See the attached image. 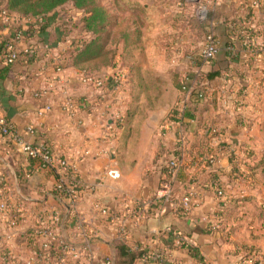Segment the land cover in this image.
Wrapping results in <instances>:
<instances>
[{"label":"crops","instance_id":"1","mask_svg":"<svg viewBox=\"0 0 264 264\" xmlns=\"http://www.w3.org/2000/svg\"><path fill=\"white\" fill-rule=\"evenodd\" d=\"M203 1L210 2L211 11L209 13L212 12L210 19L205 22L214 28L219 43H223L227 36V21L242 17L244 15L243 6L250 0ZM127 2L128 5L133 4L140 7L137 12L139 19L130 10L125 11L124 16L131 17L139 26L141 44L137 47L125 48L123 43L119 42L113 46L115 53L112 61L118 59L127 73L124 101L120 107L114 95L107 94L105 102L98 101L95 90L78 80L81 71L73 65L71 55L67 54L63 58L64 70L60 75L68 80L65 87L66 92L79 105L80 110L75 118L69 117L60 107L63 93L59 92L60 86L57 82H51L53 81L51 78L53 67L49 63L45 64L40 61L27 65L22 61L10 65L0 63L1 114L26 139L33 142H47L54 153L67 157L77 164L76 175L82 187L73 209L85 223L87 233L92 238L90 248L93 258L82 257L80 260H69L67 264H104L103 259L106 256H112L114 262L115 243L118 240L116 225L94 208L96 202H102L119 213L127 214L128 240L126 242L129 243L140 242L147 246H156L158 233L170 226L181 231L189 244L198 247L199 254L206 264H238L234 244L240 242H254L264 253V219L258 216V212H253L255 228L250 231L252 234L238 232L236 228L240 226H236L237 223L230 221L219 223L217 214L220 198L216 197L214 191L208 186L210 177L207 171L209 168H205L204 164H202L203 168L207 170L203 169L205 172L185 166L178 171L177 177L173 178L169 186L164 180L159 182L161 165L174 144L175 126L174 124L168 126L164 130V135H160L159 127L167 119L177 99L179 93L177 81H180L184 70L189 68L183 60L173 57L174 51L178 47L185 50H196L202 40L195 44H186L181 39L182 35L179 38L180 44H175L168 50L166 44L172 41L164 37L160 44L159 38L166 31L171 34L173 28L171 23L170 28H167L166 24L161 23V25L158 21L161 16L170 21L172 17L183 11L194 14L195 1L127 0ZM155 4L160 9L154 8ZM110 6H113L114 13H118L113 2ZM168 6L172 8L169 9ZM56 18L57 12L46 18L42 25L44 32L39 34V39L48 41L52 45L58 42L60 36ZM251 20L254 22L256 32L253 37L252 53L247 55L250 61L248 63L243 61L247 49L237 41L234 49L242 55L238 61L230 62L231 75L226 74L212 82V85H219V87L225 84L227 89H232L233 94H239V98L244 100L241 101L244 103L240 112L238 114L229 107L219 113L216 112V106L197 103V108L193 111L197 117V124L186 128L190 148L205 147L207 144L205 139L200 142V139L206 135L200 129V125L206 119L219 121L225 126V137L228 141L235 144L241 143L256 151L258 148H264V144L260 145L258 142L260 134L264 133V0L256 8ZM22 24L25 26L24 22ZM74 28L75 34L84 31L83 23L79 26L75 24ZM189 34L190 32L185 33V35ZM52 54L56 55L57 52L53 50ZM143 56L148 57L147 61ZM220 57L221 52H218L216 58ZM154 58L167 61V69L169 67L174 74L166 79L152 66ZM112 61L93 72L100 74L109 72ZM204 67L209 69L210 64H205ZM37 90L41 92L38 96L34 95ZM167 90L169 91L166 93ZM246 91L250 93L247 96L243 95ZM106 103L109 106L107 114L118 110L123 115V122L114 134L102 139L105 122L99 112L106 110L103 106ZM45 104H50L51 110L38 116L37 111ZM202 105L205 107L201 108ZM192 113L189 114L193 115ZM107 117L108 123L114 125L115 120L109 115ZM240 118L250 120L247 129H242L236 124V119ZM29 125H33L34 135L24 133L25 127ZM135 150L142 152L139 157L138 151ZM0 162L6 167V173L13 186L19 187L18 178L22 177V185L24 184L37 194L38 198L35 196L33 198L38 200L39 205L42 204L39 207L56 205V200L50 193L55 181V172L41 168L36 159L27 158L24 154L17 152L8 137L0 136ZM185 164L188 165L189 162ZM8 165L14 169L17 183ZM108 165H113L118 169L120 173L118 179L105 176L104 168ZM215 167L226 174L230 173L229 156L225 151L219 152ZM132 170L135 173H129ZM197 172L202 174H198V178L194 180L192 175ZM23 174L26 176L23 177ZM256 177L254 188L257 190L254 189L253 193H256L254 196L257 203H262L264 207V189L261 188L264 178L259 176V173ZM191 181L194 183L192 184ZM196 185L202 186L197 189L199 198L186 214L175 213L173 207L170 206L171 203L161 199L158 203L160 211L156 214H150L143 219L128 215L131 214L133 203L137 199L162 197L168 189H171L174 197L180 196L189 186ZM64 201L66 204L69 203L68 199ZM239 223L242 225L241 222ZM229 229L231 232L228 233ZM62 233L71 243H80V235L72 226L65 227ZM134 264L197 263L188 254L186 248H183L170 250L168 255L160 261Z\"/></svg>","mask_w":264,"mask_h":264},{"label":"built area","instance_id":"2","mask_svg":"<svg viewBox=\"0 0 264 264\" xmlns=\"http://www.w3.org/2000/svg\"><path fill=\"white\" fill-rule=\"evenodd\" d=\"M263 0H250L249 3L255 8L259 7ZM83 9H77L73 5H64L57 11V27L60 36L58 42L52 45L48 41L39 39L40 28L45 22L43 17L26 19L6 10L0 11V63L10 65L17 61L24 64H30L34 61L49 63L53 67V82L60 86L59 92L63 93L60 107L69 117L75 118L80 110L78 103L66 92V83L68 80L60 75L64 70V59L70 52L81 48L86 38L90 37L89 32L75 34V24H82V18L85 16ZM204 15L200 18L204 20ZM197 16V15H196ZM198 17V16H197ZM199 18V17H198ZM200 19V20H201ZM25 23V26L22 23ZM53 50L57 52L52 54ZM219 52V40L213 31H208L204 36L201 44L196 50H185L178 47L174 51V58L183 60L188 64L186 70L181 75V91L174 103V117L167 119L160 125V135H164V130L174 124L175 137L173 146L180 145L186 150L189 149L186 128L189 125L195 126L197 120L193 117L183 116V111L190 109L197 102H206L212 107L216 106V112L222 113L226 108H233L234 111L240 112L243 105L239 94H233L232 89H227L225 84L216 88L214 85H206L202 92H197L196 81L190 77V67L195 68L199 61L208 62ZM54 55V56H53ZM192 68V69H193ZM203 76L202 72H198ZM78 80L95 90L98 95V101H104L107 94L114 95L119 102L118 107L123 104L126 91L127 73L118 59L113 60L110 71L107 73H84L80 72ZM50 82V83H51ZM207 80L204 79V83ZM108 92V93H107ZM40 91L34 92V95H40ZM112 93V94H111ZM250 94L248 91L243 95ZM244 101V100H243ZM105 102V101H104ZM90 105V104H88ZM106 110L99 112L105 124V132L102 139H106L110 134L122 125L123 115L116 110L112 114H107L108 103L104 104ZM51 110L50 104H45L38 111L37 115L42 116ZM107 115L115 120L114 125L108 123ZM243 119V118H242ZM250 120L236 119V124L242 129H247ZM200 129L207 136V151L203 159L205 168L216 164L215 157L220 150H227L235 154L241 144L230 142L225 137V126L219 121L206 119L200 125ZM24 133L34 135L33 125L25 127ZM0 136L8 137L14 146V149L24 154L27 158L36 159L41 168L54 171L55 181L53 188L63 193L65 197L52 208L33 207L27 204L29 198L25 197L19 187L13 186L9 175L6 173V167L0 162V264H67L69 260H80L84 258H93L91 251L92 238L87 233L85 223L80 219L79 214L74 210L73 205L76 202L81 189V182L77 177V164L67 157H62L53 152L47 142H33L26 139L22 134L13 128L10 122L0 112ZM207 148V149H206ZM189 153L184 152L181 156H169L167 164L170 166L171 176L164 179L167 186L170 185L174 175L180 166L186 162H191L188 157ZM193 155V154H192ZM2 164V165H1ZM104 174L111 179H118L120 173L113 165L104 168ZM26 175L24 174V177ZM19 180V178H18ZM217 197L225 198L223 190L216 189ZM198 191L194 186H189L184 194L180 196L173 195L171 189L162 197L156 196L149 199L136 200L133 205L131 214L136 218L143 219L150 214H156L160 211L158 203L161 199L168 200L175 213L179 215L186 214L198 200ZM65 199L69 203H65ZM94 208L102 215L107 216L111 222L116 225L117 239L122 241L128 240L126 230L127 214L119 213L113 208L96 202ZM71 211L75 217L72 220L65 219L63 213ZM80 235V243L73 244L67 240L62 231L67 226ZM163 240L178 242H187L184 234L170 226L165 227L158 233L156 243L161 244ZM135 249L143 250L139 261H160L164 258L166 252L161 248L151 249V246L134 245ZM252 256L237 258L238 264H251ZM104 264H114L112 256H106L103 259Z\"/></svg>","mask_w":264,"mask_h":264},{"label":"trees","instance_id":"3","mask_svg":"<svg viewBox=\"0 0 264 264\" xmlns=\"http://www.w3.org/2000/svg\"><path fill=\"white\" fill-rule=\"evenodd\" d=\"M68 3H70L77 9L84 10L86 14L82 19L83 30L90 33V37L85 39L81 48L74 50L68 54L73 57V65L78 67L81 72L93 73L95 69H98L102 65L109 64L112 61L115 53L113 46L118 44L119 42H122L125 48L137 47L141 44L139 36V26L134 20H132L131 17L124 16L125 11L130 10L131 13L133 15L136 14L137 18L139 19L140 16L139 14H137V12L140 10V7L139 5H128L127 0H113V4L118 10V13H114L113 6L105 4L103 0H0V11L6 10L10 13L16 14L19 17H23L29 20L38 17H43L44 19H46L51 14L57 12L59 8ZM243 10L244 15L242 17H235L227 21V36L223 43H219V53L221 52V57L216 58V55L208 62L199 61L198 63H196L197 66L195 68H193V66L190 67V77H192L196 81L197 92H202L203 88L206 85H212V82L215 79L226 76V74L231 75L229 67L230 62L238 61L242 55L241 52L239 53L237 49H234L235 43L237 41L241 42L242 45L247 49V51L244 53L245 59L242 58L243 61H245V63H248L250 61L247 55L252 53L251 48H253L254 43L253 37L256 32L253 26L254 22L253 20H251V18L253 17L256 8L249 2H247L243 6ZM211 16L212 12L208 14L207 19H210L209 17ZM170 23L173 28V34H169L166 32L161 34L162 37L159 38L160 44L162 42L161 39L164 37L169 38L172 41L171 43L169 42L166 44V49L168 50L175 44H180L179 38L182 35H185V33L190 32V30H192L191 27L199 28L202 32L210 28L214 30V28L206 23L205 20L201 21L196 15L191 13L189 14L185 11L178 15H175ZM40 32H44V27L40 28ZM205 64H210L209 69L204 67ZM198 72H202L203 76L199 75ZM204 79L207 80L206 83H204ZM177 88L178 92H180L181 80L177 81ZM197 103L208 104L206 102ZM197 103L193 104L190 109L183 111V116L193 117L197 119L193 112L197 108ZM203 107L205 106L202 105L201 108ZM174 111L175 108L173 105L169 115L167 116L169 119H173ZM189 113H192L193 115ZM203 139L207 140V136L205 135L204 138L200 139V142L203 141ZM244 147L245 150L243 155L244 158H246L248 161L246 162L247 169L250 172L251 180L254 184L257 180V173H260L261 177L264 178V151L257 153L255 150L249 148L248 146L244 145ZM207 151H211V149L205 150L204 146H197L196 148L191 147L187 150L180 145L173 146L169 154L166 156L163 164L161 165V177L159 182L172 175L170 172V166L167 164L169 156L179 157L184 152L189 153L188 157H190L192 161L189 162L188 165L184 164L183 166H180L174 175V179L177 177L178 171L185 166L194 168L197 171L200 170V172H205L204 170L206 169L203 168L202 164ZM222 151H225L229 156L231 168L230 173L226 174L224 171L215 167L214 164L211 165L208 171L206 170L210 177L208 186L214 191L216 197V189H221L224 191L227 179H230V176L232 175H237L239 169V166L237 164L238 157L225 149L220 150L219 152ZM217 157L218 156L215 157L216 162ZM198 174L202 173H194L192 175V178L196 180L198 178ZM241 175L243 176V178L245 177L244 174L241 173ZM225 177L226 180L224 179ZM18 181L20 187L22 185L23 178L21 177ZM191 183L193 184L194 182L191 181ZM194 187L196 189H199L200 186L196 185ZM50 193L51 196L54 197L58 202L65 197L63 193L56 191L55 188H52ZM245 199L246 198L239 197L234 198L230 200L231 203L222 202L219 199L220 206L218 209L219 212L217 214L219 223H226L228 221L233 223L238 222L241 217H236V213L238 212L236 208L237 206H239V202L244 201ZM52 207L53 206H49V208ZM64 215L66 220H72L75 217V215H73L70 210L65 214L63 213V216ZM258 216L264 219V207L259 210ZM229 232H231V229H229L228 233ZM134 245L143 246L144 244L140 242L129 243L119 239L116 240L114 264H134L140 262L139 259L144 251L135 249ZM234 246L237 258L252 256L253 259L251 264H264V253L254 242H240L234 244ZM154 248L163 249L166 252L165 256L168 255V252H170V250L172 249L186 248L188 254L196 261L197 264H206L199 254L198 247L189 244L188 242L180 241L176 243L174 241L163 240L161 244L151 247V249Z\"/></svg>","mask_w":264,"mask_h":264},{"label":"rangeland","instance_id":"4","mask_svg":"<svg viewBox=\"0 0 264 264\" xmlns=\"http://www.w3.org/2000/svg\"><path fill=\"white\" fill-rule=\"evenodd\" d=\"M103 1L105 4H109V5L113 2V0H103ZM192 1H195V5L193 6V13L196 14L199 17V19H201L200 17L204 15V10H206L207 14H206V17L204 18V20L206 21L208 18L209 11H210V8H209L210 2L205 3L203 0H192ZM152 2H154V1H152ZM65 5H70V3L65 4ZM153 7L154 8L157 7L158 9H160L158 7V5H156V4L153 5ZM171 8L172 7H169V9H171ZM165 15H167V14H165ZM172 19H173V17H172ZM171 20L169 21V19H167L166 17L161 16V17H159L158 22L160 24L164 23L167 25V28H170ZM204 20L201 19V21H204ZM191 28H192V30H190L189 35H183L181 37V39H183V42L186 44H195L196 42L203 40L204 36L208 33V31L215 32L211 28L207 29L206 31H203V32L199 28H196V27H191ZM166 32H168V31H166ZM140 57L142 58V56H140ZM143 57H144V60L147 61L148 57L147 56H143ZM154 60L155 61H154V64H152V66L158 72H161L166 79L169 78L171 74H174V71L169 70V67L167 69V66H168L167 61H166L167 62V64H166V62L163 61L161 58L157 59V60L154 58ZM145 63H147V62H145ZM148 63H151V62H148ZM169 81H171V79ZM218 86L219 85H215L216 88H218ZM168 91L169 90H167L166 93ZM258 142L260 145L264 144V133L260 134ZM240 146H242V147L236 149V152H235V155L238 157L237 164L239 166L237 175H232V176H230L231 177L230 179H227V182H226V185H225L224 191H223L225 194V198H223V199L220 198V201L226 202V203H231L230 200H232L234 198H238V197L239 198H246L244 201L239 202V206H237V208H236V210L238 211L236 213V217H241V219L235 223L238 224L236 226H240V227L236 228L238 230V232H244L248 235L250 233V231H253V229L255 228V226H254L255 222H253V212H259V210H260L259 208L263 207V205H262V203L258 204L256 201V197L254 196L256 194V193L255 194L253 193V190L255 189L254 188L255 183L253 184V181L251 180V175H250L249 170L247 169V164H246V162H248V161L246 158H244V155H243L245 147L243 144H241ZM135 151H138V154H137L138 157L142 153V152L140 153V150H135ZM257 151L260 153V152L264 151V148H258ZM124 167L128 168V166H124ZM129 173H135V172L132 170ZM241 173L244 174V176H245L244 178L241 175ZM259 176H261L260 173H259ZM225 180H226V177H225ZM261 188L264 189V184H263V187L261 186ZM255 190H257V188ZM20 192L25 197L29 198L27 200L28 205L33 206L34 208L42 205V204L39 205L38 200L33 198V196L36 197L37 194L32 192L30 189H28V187L24 186V184L22 186H20ZM36 198H38V197H36ZM137 200H140V199H137ZM239 222H241L242 225H239L240 224ZM250 234H252V233H250Z\"/></svg>","mask_w":264,"mask_h":264},{"label":"water","instance_id":"5","mask_svg":"<svg viewBox=\"0 0 264 264\" xmlns=\"http://www.w3.org/2000/svg\"><path fill=\"white\" fill-rule=\"evenodd\" d=\"M8 168H9V170L11 171V173L13 174L14 179H15V182L17 183V175H16L14 169H13L10 165H8Z\"/></svg>","mask_w":264,"mask_h":264}]
</instances>
